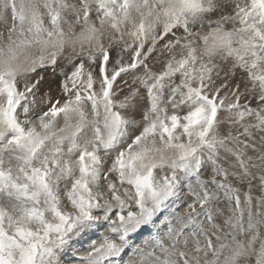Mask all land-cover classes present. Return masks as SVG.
I'll return each mask as SVG.
<instances>
[{"label": "snow or ice", "instance_id": "6c2138e0", "mask_svg": "<svg viewBox=\"0 0 264 264\" xmlns=\"http://www.w3.org/2000/svg\"><path fill=\"white\" fill-rule=\"evenodd\" d=\"M69 7L0 0V264H201L199 253L203 264H264V195L253 205L249 170L264 168V152L249 165L239 147L255 151L248 141L264 133V0H82L74 19ZM66 48L59 94L42 91L37 73L57 75ZM154 53L167 57L159 72ZM216 57L233 60L219 84ZM237 68L257 108L230 86ZM224 124L243 131L222 134ZM222 149L241 173L218 162ZM230 175L249 183L243 202ZM221 198L234 202L226 232L215 223ZM144 233L147 250L135 243Z\"/></svg>", "mask_w": 264, "mask_h": 264}, {"label": "rangeland", "instance_id": "374dc122", "mask_svg": "<svg viewBox=\"0 0 264 264\" xmlns=\"http://www.w3.org/2000/svg\"><path fill=\"white\" fill-rule=\"evenodd\" d=\"M63 2L66 3L69 6L75 5L76 9H79V7H80V5L82 3V0H63ZM94 7H95V5L93 4V8ZM228 7L229 8H227V10L226 9L225 10H226V12L228 11V13H231L232 12V6L230 5ZM76 9H73L72 7H69L68 9H66L65 13H64L66 18L74 19L73 13H74V11ZM43 11H45V10L42 8V12ZM218 14L219 13H217L216 15H218ZM8 15H9V17H8V20H7V25L10 26L11 23H12L11 13H9ZM92 18L95 19V16L93 15ZM4 27H5L4 22H0V30H3ZM195 31H197L198 33L203 35V34L207 33L208 28L207 27H204V28L197 27L195 29ZM177 34L179 35L180 33H177ZM126 39H128V38L126 37ZM104 43H105L106 46L108 45L107 38H105ZM118 50H119L118 46L114 44L112 49L110 50L111 51V56H112L113 59H115ZM70 53H71V51L65 50L63 55L58 59L57 75L53 74L51 68H48L44 72L37 73V75H44L46 77V83L43 85L44 87L42 86V91L49 92L52 95H58L59 94V92H58V79H59L58 73H59V69H60V67H64L66 71H70L71 70V65L69 66L67 60L64 58V57H67ZM124 57H125L126 60L130 59V53H124ZM163 59L166 60L167 57L166 56L160 57V59L157 61L156 60V54L154 53L153 54V58L149 61V66L151 67V69L153 71L159 72L163 68V66H162L163 65L162 62L164 61ZM76 62L78 63L79 60L77 59ZM214 62L218 63L220 65V80L218 81V84H219L220 82L223 81L225 71L232 67L233 60H232V58H229L227 60L221 61L219 57H216V58H214ZM86 67H87V64H86ZM256 71L259 74L262 70L258 68ZM235 72H236V75L229 80L230 86L234 87L236 84H239L240 85V91L241 92L243 91V93L245 95V96L242 95L240 102L242 104L245 103V102H248V103H250L251 107L257 108L259 105L257 104V102L255 100V96H256V93L258 92V89L256 91H245L246 88L247 89H251L252 88V81L248 78V74H247L246 71H243V70L237 68L235 70ZM30 77L31 76H29L28 80L35 79L34 76H32L33 77L32 79H30ZM124 79L128 80L129 83H131V79H132L131 77H124ZM176 82L177 83L179 82V77L176 78ZM166 95H167V93H166ZM163 106H165V105H163ZM41 107L46 109L47 106L46 105H41ZM166 107L168 108L169 114H170L171 113L170 105H166ZM181 114H183V113H181ZM224 115H226V114H223L222 116H224ZM135 119L140 120L141 117L140 116H136ZM244 122L245 123H255V117L254 116L246 117ZM61 124H63V120L59 119L58 120V127L62 126ZM226 128H229L228 124L222 125L221 128H220L221 133L227 134L228 131H231L232 134L235 133L233 135H236L237 133H240V132L243 131L242 127H240L239 125L233 126V127L229 128V129H226ZM226 130H227V132H226ZM89 135H90V133H89ZM261 135H264V133L255 132L254 138L252 140L248 141V143H250V144L251 143H255V146H256V150L255 151L252 148L244 149L243 145H239V147L244 152V157L243 158L245 159V161L247 163H249V165H251V163H259V161H257L256 158L261 154V152H264V144L260 143V136ZM242 139H244V138L242 137ZM229 147L232 148V147H236V146H234L232 144H229ZM249 157H251L252 159L249 160L248 159ZM218 162L221 163L222 165H224V167L226 166L225 168L228 167L227 169L229 170L230 173H233V172L234 173H238V172L241 173V171H242L240 166H239V163L237 162V160L235 158V156H232L230 153H226L223 149L220 151V159H219ZM249 170L251 171L253 177H257V178H254V179L251 180V192H250V194L253 197V205H255L256 198L261 196V195H264V192H262V190H261V188L259 186L260 185V181L258 179V176L261 173H264V168H251L250 167ZM211 175H212L211 165H208V167L205 169V171L202 174V178L203 179H207V178L210 179ZM229 177H228V182L229 181H230V183L232 182L231 185L234 188L239 190L241 201L243 202L244 194L249 192V183H248V181L247 180L238 179L237 176H233V175H230ZM185 198L188 200V202H191V196L187 193V190H185ZM216 207L220 210L221 214L217 216V218L215 220V223H217V224H219L221 226V229H220L221 232H223V231L226 232L229 229H228V226L224 224V220L227 217L232 215L231 208L234 207V202L230 205L229 201H227L226 199L221 198V200L217 203ZM178 211H180V209H178ZM219 222H221V223H219ZM176 226L178 227L179 225H176ZM204 227L206 229H208L210 232L216 231L215 229H211L210 228V226L208 225L207 221L204 222ZM165 231H166V229H165ZM261 232H262V235H264V229H261ZM148 235H150V233H144V234H142L141 237L135 238V243L139 244L142 248H145L147 250V246H145L142 243V240H143V238H146ZM161 235L163 236V233H161ZM92 238L93 239H97L99 241V236H95V237H92ZM198 238L201 239V241H203V237L202 236H200ZM212 239H213V242L215 244H219L220 243L219 241L215 240V236H212ZM239 239H246V237L240 236ZM165 242L167 243V239L166 238H165ZM256 247L258 249V247H259L258 243H257ZM194 248H195V245L190 242L189 246H188V251L192 252V254H197V253L194 252ZM227 251H228V249H225L224 250V254H226ZM156 254L160 255V253L158 251H157ZM123 255H124L125 259L136 258V257H133L131 255V250L130 249L127 250ZM199 255L201 256V264H203V259H204L203 253H199ZM207 258L208 259H212V254L209 253ZM221 259H223V254L221 255ZM246 264H255V256H252L246 262Z\"/></svg>", "mask_w": 264, "mask_h": 264}, {"label": "bare ground", "instance_id": "6f19581e", "mask_svg": "<svg viewBox=\"0 0 264 264\" xmlns=\"http://www.w3.org/2000/svg\"><path fill=\"white\" fill-rule=\"evenodd\" d=\"M229 8V7H228ZM226 10H227V8H226ZM225 10V11H226ZM229 10V9H228ZM231 10V9H230ZM41 11H42V8H41ZM44 12V11H43ZM228 12V11H227ZM10 13V12H9ZM8 13V14H9ZM219 15V14H218ZM8 17H9V15H8ZM215 18V17H214ZM203 31V30H202ZM107 44V43H106ZM65 50H68V51H71V49L70 48H66ZM65 58V57H64ZM164 60V59H163ZM163 63V62H162ZM70 66V65H69ZM163 66V65H162ZM156 69V68H155ZM155 72V71H154ZM45 74V73H44ZM28 78H29V76H27V77H22V78H20V80H19V86H22V84H23V81L25 80V79H27L28 80ZM33 77L31 76L30 77V79H32ZM33 80V79H32ZM44 87V86H43ZM244 87V86H243ZM247 89V88H246ZM243 92V91H242ZM245 96V95H244ZM242 97V96H241ZM165 107H166V105H165ZM171 107V106H170ZM223 115V114H222ZM60 120H62V119H60ZM62 122V121H61ZM60 123V122H59ZM61 125H63V124H61ZM235 128V127H234ZM226 129H229V128H226ZM226 132H227V130H226ZM234 132V131H233ZM222 134H224V133H222ZM233 134H235V133H233ZM251 142V141H250ZM223 153V152H222ZM232 155V154H231ZM233 156V155H232ZM223 159V158H222ZM233 159V158H232ZM224 160V159H223ZM226 160V159H225ZM224 162V161H223ZM234 162V161H233ZM229 165V164H228ZM224 166V165H223ZM226 167V166H225ZM228 168V167H227ZM233 172V171H232ZM236 172V171H235ZM239 173V172H238ZM230 178V177H229ZM208 179V178H207ZM231 179V178H230ZM233 179V178H232ZM257 180V179H256ZM236 181V180H235ZM230 182V181H229ZM234 182V181H233ZM232 183V182H231ZM227 205V204H226ZM221 206V205H220ZM223 206V205H222ZM227 207V206H226ZM225 207V208H226ZM222 208V207H221ZM219 223H221V222H219ZM224 232V231H223Z\"/></svg>", "mask_w": 264, "mask_h": 264}]
</instances>
